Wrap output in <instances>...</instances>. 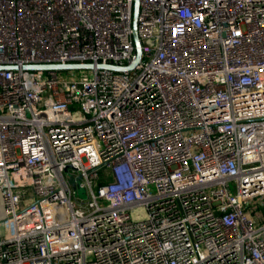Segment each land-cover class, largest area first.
I'll list each match as a JSON object with an SVG mask.
<instances>
[{
    "label": "built area",
    "instance_id": "2783aa9c",
    "mask_svg": "<svg viewBox=\"0 0 264 264\" xmlns=\"http://www.w3.org/2000/svg\"><path fill=\"white\" fill-rule=\"evenodd\" d=\"M138 2L0 0V264H264V0Z\"/></svg>",
    "mask_w": 264,
    "mask_h": 264
},
{
    "label": "water",
    "instance_id": "95a60500",
    "mask_svg": "<svg viewBox=\"0 0 264 264\" xmlns=\"http://www.w3.org/2000/svg\"><path fill=\"white\" fill-rule=\"evenodd\" d=\"M138 6L139 2L138 0H133V15H132V38L133 43L135 46V55L133 59L125 64V65H119V64H112V63H97L95 66L100 68H109L114 70H126V69H132L137 62L140 60L141 57V48H140V42L137 35V13H138ZM94 66L93 63L89 62H83V63H28L23 64L22 67L25 69H78V68H92ZM15 65H0V68H14ZM70 182L73 184L74 179L71 178Z\"/></svg>",
    "mask_w": 264,
    "mask_h": 264
},
{
    "label": "rangeland",
    "instance_id": "374dc122",
    "mask_svg": "<svg viewBox=\"0 0 264 264\" xmlns=\"http://www.w3.org/2000/svg\"><path fill=\"white\" fill-rule=\"evenodd\" d=\"M59 72H60V74L63 76V77H66L69 73H72V72H74V73H80V70H78V69H76V70H68V69H60L59 70ZM232 190H234L233 188H232ZM80 198H85L86 199V193H85V188L84 187H81V186H77V193H76ZM261 201V198H256L255 199V203H259ZM261 207H262V205H260ZM1 215H2V202H1V199H0V217H1ZM260 215H262V212H261V214ZM260 215H258V216H260Z\"/></svg>",
    "mask_w": 264,
    "mask_h": 264
}]
</instances>
